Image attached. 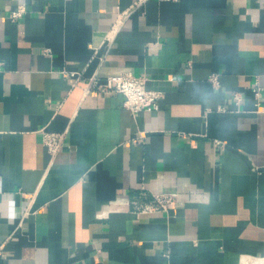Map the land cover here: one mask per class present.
<instances>
[{"label":"crops","instance_id":"crops-1","mask_svg":"<svg viewBox=\"0 0 264 264\" xmlns=\"http://www.w3.org/2000/svg\"><path fill=\"white\" fill-rule=\"evenodd\" d=\"M124 71L159 110L76 84ZM153 193L179 197L130 211ZM263 259L264 0H0V264Z\"/></svg>","mask_w":264,"mask_h":264},{"label":"built area","instance_id":"built-area-1","mask_svg":"<svg viewBox=\"0 0 264 264\" xmlns=\"http://www.w3.org/2000/svg\"><path fill=\"white\" fill-rule=\"evenodd\" d=\"M17 1V0H14ZM142 3V0H141ZM138 5V3H137ZM136 5V6H137ZM134 7L127 9L119 14V25L131 14ZM27 7L24 4H16V7L11 13L13 20H19L27 15ZM116 33H109L106 40V45L109 47L113 43ZM47 52L50 49L46 50ZM75 75V73H71ZM212 84L217 87L220 84V78L217 73L210 77ZM85 93L91 91L113 92L120 93L125 96V107L130 109L134 114L145 111H157L160 109V101L164 97V93L160 90L150 89L148 87V78L134 74L132 71H124L118 74L110 75L102 78L97 74L89 77L88 80L77 81ZM75 84V85H76ZM256 95L261 94L260 85H256L253 89ZM238 101L241 100V95L236 94ZM43 143L48 151L55 155L63 147L66 141V132H54L42 130ZM179 195L177 193H153L150 201L140 200L135 198L131 201V212L134 213H149L155 211H169L178 201ZM105 212L120 210L121 208H114L105 206Z\"/></svg>","mask_w":264,"mask_h":264},{"label":"bare ground","instance_id":"bare-ground-1","mask_svg":"<svg viewBox=\"0 0 264 264\" xmlns=\"http://www.w3.org/2000/svg\"><path fill=\"white\" fill-rule=\"evenodd\" d=\"M263 261H264V259H263ZM259 262H260V260H259ZM243 263H245V264H247V262H243ZM261 263V262H260ZM259 264V263H258ZM262 264V263H261Z\"/></svg>","mask_w":264,"mask_h":264}]
</instances>
